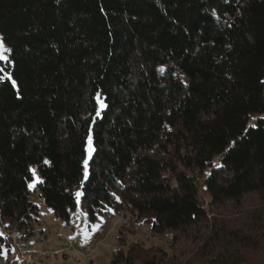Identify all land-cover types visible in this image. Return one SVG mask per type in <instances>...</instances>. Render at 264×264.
Returning <instances> with one entry per match:
<instances>
[{
	"label": "trees",
	"instance_id": "trees-1",
	"mask_svg": "<svg viewBox=\"0 0 264 264\" xmlns=\"http://www.w3.org/2000/svg\"><path fill=\"white\" fill-rule=\"evenodd\" d=\"M0 41L16 82L0 81V226L34 233L37 169L33 190L67 225L125 211L202 241V264H264V204L239 219L264 201V0H0ZM229 203L234 221L210 223Z\"/></svg>",
	"mask_w": 264,
	"mask_h": 264
},
{
	"label": "rangeland",
	"instance_id": "rangeland-1",
	"mask_svg": "<svg viewBox=\"0 0 264 264\" xmlns=\"http://www.w3.org/2000/svg\"><path fill=\"white\" fill-rule=\"evenodd\" d=\"M179 154L183 156L185 150L181 149L180 152H177V149L167 150L164 157L166 159L172 157V162L181 168ZM34 170L35 180L31 183L32 200L39 206V214L33 221L34 233L28 239H20V230L15 227L5 230L0 226V233L6 231L16 237L15 241L11 239L12 247L3 249L0 264H110L111 258L121 249L127 252L130 248H133L134 257H139L135 259V264H144L140 261L141 257L156 259L160 264H186L188 259L195 264H202L200 253H196L201 250L199 248L202 246V241L192 242L185 235H176L171 231L155 234L147 222L138 221L125 211L117 214L116 211L108 210L99 213L96 220L91 221L87 217L81 218V210L78 209L75 212L73 225L65 224L47 206L39 192L33 190L39 180L38 171ZM166 177L171 178L169 173ZM171 181L172 184H176L174 179ZM200 181L202 185L203 181ZM201 197L202 202L209 209L208 195L204 190L201 191ZM262 204L264 201L260 197L250 196L243 205L239 219L244 220L248 211L255 212ZM237 211L238 209H234L229 203L214 209L208 218L210 223L217 218L219 222L225 220L230 224V221H234L230 220V216ZM96 225H99V228L94 230ZM72 231L77 243L70 246L66 237ZM85 232L90 234L87 241H85ZM27 253L36 255L34 261L29 260L31 261L29 262L21 258V255ZM45 253L47 255H44Z\"/></svg>",
	"mask_w": 264,
	"mask_h": 264
},
{
	"label": "snow or ice",
	"instance_id": "snow-or-ice-1",
	"mask_svg": "<svg viewBox=\"0 0 264 264\" xmlns=\"http://www.w3.org/2000/svg\"><path fill=\"white\" fill-rule=\"evenodd\" d=\"M7 51H9V50L6 49L3 42L0 41V60H7L8 59V57L5 55V53ZM160 71L163 72L164 69L162 68V69H160ZM0 72H4V70L0 69ZM5 78H7V80H10L12 82L13 87H15L16 82L10 74L5 72L4 76H0V81H3ZM96 100H97V103H98L99 108L101 110L105 109L107 107V104L104 102V100L102 99L100 94H97ZM97 115H100L99 111L97 112ZM253 127H255V125H253ZM87 152H88V158L84 160L85 178L87 177L88 162L92 157V153L94 152L91 137H89V139H88ZM216 167H221V165L217 164ZM32 172H33V175H35L34 169L32 170ZM29 186L32 187V185H29ZM75 195H76L77 203H79L80 197L83 195V193L80 191H77ZM98 228H99V225L94 226V230H97ZM0 235H3V234L0 233ZM88 238H90V234L85 232V241H87Z\"/></svg>",
	"mask_w": 264,
	"mask_h": 264
},
{
	"label": "built area",
	"instance_id": "built-area-1",
	"mask_svg": "<svg viewBox=\"0 0 264 264\" xmlns=\"http://www.w3.org/2000/svg\"><path fill=\"white\" fill-rule=\"evenodd\" d=\"M3 236H4V237H9V238H11L13 241L16 240V237H15L12 233H10V232H6V231H4V232H3ZM66 238H67V244H68V245H70V246L76 245V243H77V238L74 237V231H72L71 234L67 235ZM41 254H43V253H41ZM44 255H47V254L45 253ZM35 256H36V255H33V254H31V253H27V254H25V255H23V256L21 255V258H22L23 260H25V261H29V260L34 261L33 259L35 258ZM37 259H38V257H37ZM37 259H36V260H37ZM29 262H31V261H29Z\"/></svg>",
	"mask_w": 264,
	"mask_h": 264
},
{
	"label": "crops",
	"instance_id": "crops-1",
	"mask_svg": "<svg viewBox=\"0 0 264 264\" xmlns=\"http://www.w3.org/2000/svg\"><path fill=\"white\" fill-rule=\"evenodd\" d=\"M70 234V233H69Z\"/></svg>",
	"mask_w": 264,
	"mask_h": 264
}]
</instances>
